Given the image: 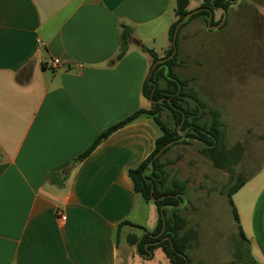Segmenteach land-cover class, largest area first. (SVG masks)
Segmentation results:
<instances>
[{"label": "crops", "instance_id": "1", "mask_svg": "<svg viewBox=\"0 0 264 264\" xmlns=\"http://www.w3.org/2000/svg\"><path fill=\"white\" fill-rule=\"evenodd\" d=\"M175 3L0 0V264H120L124 231L135 256L139 240L129 238L139 237L144 198L129 171L154 152L159 127L143 114L78 158L103 132L152 108L143 83L153 59L143 48L163 57ZM122 25L132 39L116 60ZM251 224L240 221L244 244L264 264V189ZM155 253L171 264L162 249L148 259Z\"/></svg>", "mask_w": 264, "mask_h": 264}, {"label": "rangeland", "instance_id": "2", "mask_svg": "<svg viewBox=\"0 0 264 264\" xmlns=\"http://www.w3.org/2000/svg\"><path fill=\"white\" fill-rule=\"evenodd\" d=\"M202 3L190 0L189 8L199 10ZM213 16L211 28L206 17L197 16L181 29L172 73L182 83L176 93L178 103L200 127L209 130L215 125L219 129L220 143L214 152L228 153L233 169L216 168L203 153L206 145L195 138L173 144L161 163L167 187H184L179 215L198 236L187 252L191 264H241V259L247 264L248 245L241 239L227 192L239 179L255 174L233 197L241 225L251 227L254 207L264 189V0L232 1L225 20L222 10ZM161 39L170 46L166 37ZM159 81L166 89L173 80L165 69ZM160 116L166 125H174L168 109ZM189 131L193 133L187 129L185 134ZM136 215L142 229L133 230L140 238L155 229L158 206L143 199ZM126 234L120 235V264H166L164 254L144 258L136 246L135 256L128 257Z\"/></svg>", "mask_w": 264, "mask_h": 264}, {"label": "trees", "instance_id": "3", "mask_svg": "<svg viewBox=\"0 0 264 264\" xmlns=\"http://www.w3.org/2000/svg\"><path fill=\"white\" fill-rule=\"evenodd\" d=\"M176 1V21L171 25L169 29L168 39L170 42L169 48L166 50L165 55L161 57L153 50L143 48L144 51L149 53L153 59L151 70L145 82L143 83V94L151 102L152 108L150 110L141 109L128 117L121 123L113 126L107 131L103 132L91 148L82 156L78 158L79 161L91 154L104 140H106L112 133L133 122L135 119L143 114L150 115L154 122L157 124L161 131V135L156 140V146L154 152L136 169L129 171V176L133 182L134 189L137 193L142 194L145 201L153 202L158 206L159 219L157 227L152 233L145 234L142 240L138 243V252L144 257H148L149 252L154 253L157 249H162L166 257L169 259L171 264H186V261L191 264V259L188 257L187 252L194 247L198 242L197 232L188 228V222L186 219L179 215L177 206L183 200L181 195L184 189L183 186L173 185V188L167 187V180L164 172V164L161 163V158L169 151L170 147L163 151V153L154 160L156 154L159 153L164 146L168 143L180 138L178 127L181 126V130L192 129L186 134V138H195L196 140L204 143L206 148L203 150L205 156H207L214 164L216 168H232L234 162H231L230 156L225 151H220L216 154L215 148L218 149L220 143V132L219 129L214 125L211 129L206 130L200 127L196 120L191 119L193 116L189 113L185 107H182L178 103L176 93L178 89H181L182 83L177 80L173 75L172 70L176 64L177 53L175 56L161 64H158L155 69L153 66L160 59H166L171 56L174 52L173 37L177 24L191 11L189 10L190 0H175ZM234 0H203V3L198 8L199 12L191 16L187 22H185L181 29L192 21L197 16H203L205 22L208 23L211 14H214L216 10L228 11L231 2ZM214 16L211 19V25H213ZM132 28L127 25H122V44L121 51L117 56L116 60H120L128 51V42L132 39ZM179 35V33H178ZM178 38V37H177ZM178 40V39H177ZM176 40V46H177ZM165 69L172 78V82H169L168 88H162L160 85V79L164 74ZM168 109L173 117L174 125L172 127L166 125L161 119V112L163 109ZM194 117V116H193ZM184 122L182 123L183 119ZM182 124V125H181ZM219 157L224 159V163H221ZM153 161V170L149 171L151 161ZM233 169V168H232ZM246 179H239L237 184L227 192L228 202L232 209V214L235 222L240 230V236L242 237L243 243H247L242 227L240 225L239 214L237 208L232 199L233 195L238 191L239 187L244 185ZM162 207L164 209L162 210ZM171 211V212H170ZM162 213L166 218V230L158 238H153L151 235H158L164 225ZM169 237L170 240L161 241L163 238ZM130 243L135 245L139 237L130 236ZM172 242V244H171ZM247 264H258L252 257L247 261Z\"/></svg>", "mask_w": 264, "mask_h": 264}, {"label": "water", "instance_id": "4", "mask_svg": "<svg viewBox=\"0 0 264 264\" xmlns=\"http://www.w3.org/2000/svg\"><path fill=\"white\" fill-rule=\"evenodd\" d=\"M238 1H239V0H234V2H238ZM199 11H200V9H199V10H195V11H191V12H189V13H188V14H187V15H186V16H185V17H184V18H183V19L177 24V27H176V29H175V33H174V37H173V46H174V52H173V54H172L171 56H169L168 58H166V59H160L159 61H157L156 64L153 66V69H155V67H156L158 64L164 63V62H166V61L172 59V58L175 56V54H176V52H177L176 40H177L178 33H179V30H180L181 26H182L185 22H187L188 19H189L191 16H193L195 13H197V12H199ZM223 12H224V20H225V19H226V16H227V12L224 11V10H223ZM211 19H212V14H211L210 19H209V21H208L209 28H211ZM219 27H220V26H219ZM219 27H217V28H215V29H219ZM134 43H135V45H137V46H140V45H141L140 42L135 41V40H134ZM184 120H185V118L183 119L182 123L184 122ZM181 125H182V124H181ZM178 130H179V133H181L182 136H181L180 138H178V139H176V140H174V141L168 143L166 146H164V148H162V150H160L159 153L155 155L154 160L157 159V158L163 153L164 150H166L167 148H169V147L172 146L173 144H175V143H179V142H181V141H183V140L186 139L185 131L181 130V126L178 127ZM154 160L151 161V164H150L151 168H150L149 171H152V170H153V161H154ZM155 201H156V200L153 199V202H155ZM181 205H182V203L180 202V204L177 206V208L181 207ZM163 209H164V207H162V210H163ZM162 217H163L164 225H163V228H162L161 232H160L158 235H152V237L155 238V239L158 238V237H160L162 234H164V232H165V230H166V218H165V216H164L163 213H162ZM144 235H145V233L141 236V238L139 239V242L142 240V238H143ZM165 240H170V238H169V237H165V238H163L161 241H165ZM170 241H171V240H170ZM139 242H138V243H139ZM138 243L136 244V247H137ZM171 244H172V242H171ZM152 256H153V253L149 252L148 257H152ZM186 264H189V262L186 261Z\"/></svg>", "mask_w": 264, "mask_h": 264}, {"label": "built area", "instance_id": "5", "mask_svg": "<svg viewBox=\"0 0 264 264\" xmlns=\"http://www.w3.org/2000/svg\"><path fill=\"white\" fill-rule=\"evenodd\" d=\"M51 65L54 67V68H59V67H61L62 66V64H61V62L59 61V60H52L51 61ZM59 219L61 220V221H66V216L64 215V214H59Z\"/></svg>", "mask_w": 264, "mask_h": 264}, {"label": "flooded vegetation", "instance_id": "6", "mask_svg": "<svg viewBox=\"0 0 264 264\" xmlns=\"http://www.w3.org/2000/svg\"><path fill=\"white\" fill-rule=\"evenodd\" d=\"M223 11V10H222ZM212 16H213V14H212Z\"/></svg>", "mask_w": 264, "mask_h": 264}]
</instances>
